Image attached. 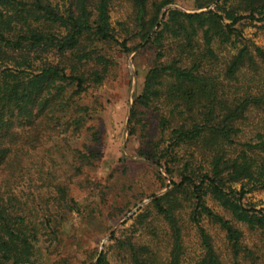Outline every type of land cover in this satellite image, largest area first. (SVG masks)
I'll return each instance as SVG.
<instances>
[{
  "label": "trees",
  "instance_id": "trees-1",
  "mask_svg": "<svg viewBox=\"0 0 264 264\" xmlns=\"http://www.w3.org/2000/svg\"><path fill=\"white\" fill-rule=\"evenodd\" d=\"M115 1L0 0V264L39 258L40 264H73L65 252L76 236L68 227L72 215L94 226L91 236L105 232L100 202L84 206L74 196L73 177L86 173V163L99 162L97 147L74 149L68 183L45 171L40 151L85 128L91 108L77 107L82 114L75 117V97L105 85L117 56L136 50L153 59L131 109L130 134H139V154L172 180L165 183L158 172L163 188H170L153 194L130 227L164 246L140 243L136 233L122 237L121 227L112 231L107 250L79 239L77 264H113L112 251L126 264H186L184 215L202 247L192 264H225L206 219L225 231L236 258L253 255L234 220L264 236V208L245 203L248 193L264 190L263 121L252 139L239 137L253 112L264 113V47L244 32L245 21L264 28V0H193L194 11L169 7L179 0H127L132 14L113 24ZM151 109L156 124L147 118ZM92 135L99 141L97 131ZM49 161L58 164L53 156ZM209 197L234 220L211 207ZM125 210L112 214L113 222ZM156 219L166 224L160 232Z\"/></svg>",
  "mask_w": 264,
  "mask_h": 264
},
{
  "label": "rangeland",
  "instance_id": "rangeland-1",
  "mask_svg": "<svg viewBox=\"0 0 264 264\" xmlns=\"http://www.w3.org/2000/svg\"><path fill=\"white\" fill-rule=\"evenodd\" d=\"M169 7L179 8L183 11L196 10L193 0H179ZM132 9V5L127 0H116L112 10L113 24L129 17L132 14ZM259 25L261 23L254 24L245 21L244 32L248 39L264 47V28H260ZM219 49L224 56L229 54L224 47ZM117 59L118 66L105 85L90 90L81 97H75L76 106H73L70 111L71 113L75 111V117L82 114L81 111H76L77 107L87 105L91 108V116L89 114L86 116L85 128L78 131L72 130L68 142L55 139L47 143L40 151V156L46 160L45 171L53 169L52 172L58 175L61 181L67 183V179L72 177L74 173V160L78 156L74 149L84 150V146L87 144V146L97 147L101 153L99 162L93 159L94 165L86 163L83 168L86 173L73 177V181L76 185V187L74 186L76 190L74 196L82 201L84 206L94 201L100 202L105 213L99 219L103 221L106 229L105 232L99 234L101 236L98 234L91 236L89 231L94 229L93 225L82 220L77 214L70 217L68 227L71 233H75L76 236H72V240L67 242L65 252L72 256L73 264H77V261L82 258V250L77 244L79 239L82 240L83 246L89 242L88 245L91 247L99 246L100 249L107 250L112 231L121 227L123 230L119 235L122 237H129L136 233V238L140 243L151 244L156 247L164 246V242L159 239H157L158 242H153L155 238L152 234L143 230L134 232L133 230L136 228L130 227L134 222L130 218L135 217L143 207L151 202L153 194L162 195L170 188V186L163 188L162 181L157 176L158 172L161 171L165 183L171 185L172 180L171 174H167L163 167L151 163L146 157L139 154V134L133 136L129 129L131 109L136 95L142 90L153 57L148 52L136 50L131 53L120 54ZM147 118L151 119L152 124L159 121L157 112L152 109L148 111ZM262 121L264 123V113L262 111L253 112L250 120L245 121L242 125L243 131L239 135L240 139L243 141L252 139L261 130ZM89 125L94 127L93 130L86 129ZM93 131H97L99 141L94 140ZM58 143L61 144L60 150L55 148ZM51 156L57 160L56 166H53V163L49 161ZM198 158L200 159L201 156L198 155ZM30 176L35 177L33 169ZM174 178H179L178 173L175 174ZM208 203L217 212L233 219L231 214L211 197L208 198ZM245 203L256 208H264V190L248 193ZM127 205L129 207H126ZM121 208L127 209L125 210L126 215L113 222L112 214L122 216L120 215L121 211H119ZM85 214L91 218L95 217L88 207H86ZM182 222L185 226V262L192 264L202 252L201 241L197 229L187 224L186 215H184ZM234 222L244 232L243 241L254 252L253 255L242 252L236 258L228 246L227 239H225V231L218 224L207 219L203 222L213 237L224 263L264 264V236L242 223L235 220ZM153 224H155L156 231L159 232L166 226L164 221L160 219L154 220ZM108 227H112L111 230ZM42 259L39 258L36 264H40ZM110 259L113 264H126L120 256H117V252L112 251Z\"/></svg>",
  "mask_w": 264,
  "mask_h": 264
}]
</instances>
